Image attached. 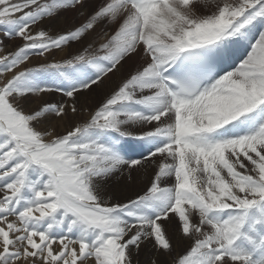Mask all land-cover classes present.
Returning a JSON list of instances; mask_svg holds the SVG:
<instances>
[{"label":"snow or ice","instance_id":"snow-or-ice-1","mask_svg":"<svg viewBox=\"0 0 264 264\" xmlns=\"http://www.w3.org/2000/svg\"><path fill=\"white\" fill-rule=\"evenodd\" d=\"M149 245L147 264H264V0H0V264Z\"/></svg>","mask_w":264,"mask_h":264},{"label":"bare ground","instance_id":"bare-ground-1","mask_svg":"<svg viewBox=\"0 0 264 264\" xmlns=\"http://www.w3.org/2000/svg\"><path fill=\"white\" fill-rule=\"evenodd\" d=\"M76 47H78V45H73V49H75ZM35 59V58H34ZM114 80V79H113ZM46 99L51 100L53 102L61 100L62 97L59 96L58 94L56 95H50L48 97H46ZM86 100L87 104L89 105H94L95 100H96V95L95 93L90 94L88 97H81V102H84ZM76 122H82L79 117L75 118ZM64 125L60 124L58 126V130L59 131H64ZM151 174V171L149 170V172L147 174L141 175L137 178L136 183L135 184H131L130 182H128L126 180L125 177H116L112 183H110L108 185V193L110 196L115 197V199L118 201L120 199H122L124 196L127 195H131L132 193H134L135 191L138 190V188L140 186H142L143 182H145L147 180V177ZM181 246L182 248H184V245H178ZM183 250V249H182ZM180 250V251H182ZM179 251V252H180ZM178 252V253H179ZM155 255V253L153 252V250L151 249V246L149 245L148 248H146L138 257L140 264H147V262L153 258Z\"/></svg>","mask_w":264,"mask_h":264},{"label":"rangeland","instance_id":"rangeland-1","mask_svg":"<svg viewBox=\"0 0 264 264\" xmlns=\"http://www.w3.org/2000/svg\"><path fill=\"white\" fill-rule=\"evenodd\" d=\"M82 17H77L75 13H68L67 16L63 19L62 23L59 25L60 28H66L68 26H70L73 23H80V21L82 20ZM20 41L19 40H12V41H8L5 40V44H7L10 48H15V46L17 44H19ZM64 55V53L62 52H57L55 55V59H60L62 56ZM36 58H33L32 63H36ZM134 66V64H133ZM127 67V66H126ZM123 71V70H122ZM119 73L116 76H113L112 79L117 80L119 78ZM183 248L181 246H176L175 252L173 253V255H176L180 250H182Z\"/></svg>","mask_w":264,"mask_h":264}]
</instances>
